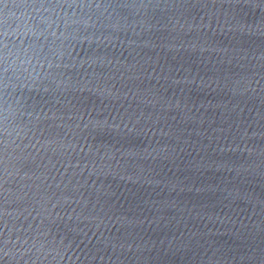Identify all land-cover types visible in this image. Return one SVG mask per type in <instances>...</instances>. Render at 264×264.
I'll return each mask as SVG.
<instances>
[{
  "label": "water",
  "instance_id": "obj_1",
  "mask_svg": "<svg viewBox=\"0 0 264 264\" xmlns=\"http://www.w3.org/2000/svg\"><path fill=\"white\" fill-rule=\"evenodd\" d=\"M0 264H264V0H0Z\"/></svg>",
  "mask_w": 264,
  "mask_h": 264
}]
</instances>
